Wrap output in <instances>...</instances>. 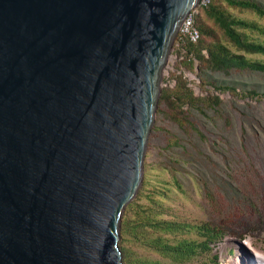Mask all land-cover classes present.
Segmentation results:
<instances>
[{"label": "water", "instance_id": "1", "mask_svg": "<svg viewBox=\"0 0 264 264\" xmlns=\"http://www.w3.org/2000/svg\"><path fill=\"white\" fill-rule=\"evenodd\" d=\"M198 1L0 0V264H122L162 72Z\"/></svg>", "mask_w": 264, "mask_h": 264}, {"label": "rangeland", "instance_id": "2", "mask_svg": "<svg viewBox=\"0 0 264 264\" xmlns=\"http://www.w3.org/2000/svg\"><path fill=\"white\" fill-rule=\"evenodd\" d=\"M252 1L264 8L261 0ZM228 11L232 16L264 26V20L254 14ZM217 41L231 54L250 61H264V57L236 52L225 42ZM175 62V56L170 55L162 72L160 94L162 88L173 87L169 76L176 73ZM197 68L192 74L195 82L194 75H199L215 87H230L242 95L253 91L257 96L252 99L231 96L206 86L217 102L209 106L197 102L195 107H183L180 116L183 124L179 125L172 118L174 112L160 101L159 95L142 160V182L136 195L145 185L137 203L152 209L149 197L156 205L157 218L189 226L207 223L223 232L222 239L209 252L198 254L184 264H234L232 260L239 254L235 255L233 240L243 242L254 257L253 263L248 256L243 257L244 263L257 264L253 250L264 255V75ZM188 83L196 98L207 95L195 87L197 83L193 80ZM186 231H190L189 237H196L193 230ZM156 235L170 243L176 240V236L161 233L150 232L148 237ZM118 249L122 264L133 261L171 264L130 236L123 241L119 238Z\"/></svg>", "mask_w": 264, "mask_h": 264}, {"label": "trees", "instance_id": "3", "mask_svg": "<svg viewBox=\"0 0 264 264\" xmlns=\"http://www.w3.org/2000/svg\"><path fill=\"white\" fill-rule=\"evenodd\" d=\"M261 1L264 3V0ZM228 9L237 13L254 14L264 20V8L252 0H210L207 7L199 9L194 17V28L199 35L196 43H190L180 37L174 40L171 55L176 58V73L169 76L173 87L161 89L160 101L168 105L171 113L174 112L172 118L179 125L183 124L180 117L183 107H195L197 102L206 103L207 106L217 102L206 90V86L214 92H227L231 96L251 99L257 96L253 91L242 95L230 87H215L206 82L203 76L194 75L196 77L194 83H197L195 87L207 94L204 98H196L189 87L190 83L184 78V73L194 74L196 67L198 70L207 69L225 73L229 71L257 72L264 75V61H250L242 55L231 54L217 41L219 39L225 42L236 52L264 57V26L232 16ZM144 185L145 183L142 184L134 201L124 209L119 230L121 241L130 236L150 252L171 264H184L198 254L209 252L210 247L222 239L223 232L212 228L207 223L189 226L157 218L153 200L148 197V201L153 206L152 209H146L137 203ZM187 229L193 230L196 237H189L190 231H186ZM150 232L174 238L176 236V240L170 243L161 235L151 238L148 237ZM120 251L125 259L123 248L120 247ZM132 263L159 264L158 261H133Z\"/></svg>", "mask_w": 264, "mask_h": 264}, {"label": "built area", "instance_id": "4", "mask_svg": "<svg viewBox=\"0 0 264 264\" xmlns=\"http://www.w3.org/2000/svg\"><path fill=\"white\" fill-rule=\"evenodd\" d=\"M210 0H199L198 5L195 9H193L183 20L181 26L179 27L178 33L176 37H180L186 39L190 43H196L199 38L197 30L194 28V17L198 14L199 9L207 7ZM176 39V38H175ZM184 78L187 82L195 79L192 74L184 73Z\"/></svg>", "mask_w": 264, "mask_h": 264}, {"label": "bare ground", "instance_id": "5", "mask_svg": "<svg viewBox=\"0 0 264 264\" xmlns=\"http://www.w3.org/2000/svg\"><path fill=\"white\" fill-rule=\"evenodd\" d=\"M247 251H248V254H246V255L251 259V261L253 263L254 262V257L252 255L251 251H249L248 249H247ZM253 251H254V254H255V260L257 261V264H264V255L262 253H260L259 251H255V250H253ZM232 261H233L234 264H246V263H244L245 260H244V258L242 257L241 254H239V256H237Z\"/></svg>", "mask_w": 264, "mask_h": 264}]
</instances>
